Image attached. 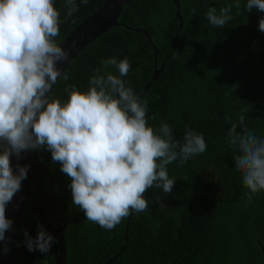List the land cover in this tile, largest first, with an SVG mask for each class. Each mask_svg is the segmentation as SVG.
<instances>
[{
	"label": "trees",
	"instance_id": "1",
	"mask_svg": "<svg viewBox=\"0 0 264 264\" xmlns=\"http://www.w3.org/2000/svg\"><path fill=\"white\" fill-rule=\"evenodd\" d=\"M177 1L181 28L172 0H130L118 17L121 26L81 50L62 72L68 80L58 78L51 96L66 102L69 84L86 92L94 69L119 76L114 66L105 69L101 63L112 56L127 58L130 68L121 79L136 96L150 83L154 68L162 67L141 98L148 103L146 117L156 116L149 126L158 129L167 123L181 143L187 129L203 133L206 151L183 164L177 160L167 165L169 178L175 180L171 192L149 188L143 194L147 210L131 212L106 230L72 203L69 178L50 151L36 149L67 222L65 264H105L123 248L126 228V247L109 264H264V190L248 203V189L233 159L238 150L227 142L232 124L240 131L238 114L251 133L264 139V34L258 28L264 13L247 11L246 0H239L232 19L218 28L207 21L208 8L219 11L236 0ZM103 2L88 0L85 5L76 0L79 10L65 20L66 0H54L61 21L53 38L57 45ZM138 29L149 34L155 50ZM39 183L49 193L44 177ZM32 195L13 241L14 258L16 264H55L52 247L47 253L26 247L25 230L35 239L41 212L42 222L47 221L44 203L36 192Z\"/></svg>",
	"mask_w": 264,
	"mask_h": 264
},
{
	"label": "clouds",
	"instance_id": "2",
	"mask_svg": "<svg viewBox=\"0 0 264 264\" xmlns=\"http://www.w3.org/2000/svg\"><path fill=\"white\" fill-rule=\"evenodd\" d=\"M88 0H80L87 4ZM234 5L209 7L205 16L209 24L224 28L232 17ZM66 16L79 10L76 0H66ZM264 13V0H246L245 9ZM195 14L196 9L191 10ZM59 12L54 0H0V242L11 230L6 205L27 178L28 166L16 165L22 151L46 148L60 171L69 178L72 203L85 218L111 230L131 212L148 208L143 194L152 187L164 194L175 183L169 178L167 165L206 151L203 133L187 129L183 143L173 137L167 123L158 129L149 126L148 103L136 96L121 79L128 74L127 58L112 56L101 63L114 66L119 76L94 69L88 90L81 92L74 84L65 88L68 100L51 96L58 78L67 81L58 63L68 60L69 53L53 38L59 35ZM264 34V17L258 22ZM246 111V109H244ZM238 114L237 124L228 130V144L238 150L234 164L248 189V203L264 190V139L251 133ZM35 239L25 230L29 251L47 253L55 238L41 225ZM7 251V248L4 249Z\"/></svg>",
	"mask_w": 264,
	"mask_h": 264
},
{
	"label": "water",
	"instance_id": "3",
	"mask_svg": "<svg viewBox=\"0 0 264 264\" xmlns=\"http://www.w3.org/2000/svg\"><path fill=\"white\" fill-rule=\"evenodd\" d=\"M129 1L130 0H104L95 12L77 25L68 34V36L58 44V46H61L69 53L67 61L57 64V67L61 70V72L65 70L73 58L88 44L96 40L110 28L121 26L117 20L123 6ZM172 3L175 7V17L179 21V28H181L183 23L179 14L178 1L172 0ZM136 32L142 33L151 44L152 48L154 50L156 49L149 34L145 30L138 29ZM154 56H156V51H154ZM161 70L162 67L159 69L156 67L154 68L150 83L144 87V90L137 97L140 99L142 98L149 86L157 79ZM10 160L14 172L16 171L17 164L20 166L27 165L28 170L27 178L22 180L20 190L13 196L12 201L6 205L5 215L6 218L12 221V228L11 230L5 232V241L0 242V264H16L12 251V245L20 225L23 208L27 201L33 197L32 191H35L39 195V198L45 205L47 221L45 224L42 222L44 215L41 212L42 220L40 225L48 234L55 238V242L51 245L54 253L55 264H65L66 246L64 241V232L67 227V222L62 211L59 209L57 195L54 190V181L50 172L39 160L36 149L22 151L19 159L13 155ZM39 177H44L48 181L49 193L46 194L42 190L39 183ZM51 220L54 222V227L51 226ZM126 226H128V224ZM126 243L127 228L125 230L123 248L117 255L109 259L105 264H109L114 261L123 252L126 247ZM5 248H7V251H4Z\"/></svg>",
	"mask_w": 264,
	"mask_h": 264
},
{
	"label": "flooded vegetation",
	"instance_id": "4",
	"mask_svg": "<svg viewBox=\"0 0 264 264\" xmlns=\"http://www.w3.org/2000/svg\"><path fill=\"white\" fill-rule=\"evenodd\" d=\"M35 192V191H34ZM47 194V193H46ZM43 219H44V216H43ZM46 220H47V216H46ZM51 222H52V220H51Z\"/></svg>",
	"mask_w": 264,
	"mask_h": 264
}]
</instances>
